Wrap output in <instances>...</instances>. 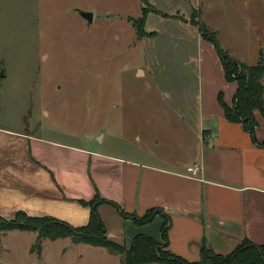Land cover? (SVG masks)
Here are the masks:
<instances>
[{
  "label": "rangeland",
  "instance_id": "1",
  "mask_svg": "<svg viewBox=\"0 0 264 264\" xmlns=\"http://www.w3.org/2000/svg\"><path fill=\"white\" fill-rule=\"evenodd\" d=\"M146 4L167 16L151 9L138 36L131 19ZM192 20L223 49L264 59V0H0V129L186 166L198 151L199 88L219 72ZM8 146L22 156V139L0 133ZM36 238L1 231L0 264H121L70 237L43 238L37 252Z\"/></svg>",
  "mask_w": 264,
  "mask_h": 264
},
{
  "label": "crops",
  "instance_id": "2",
  "mask_svg": "<svg viewBox=\"0 0 264 264\" xmlns=\"http://www.w3.org/2000/svg\"><path fill=\"white\" fill-rule=\"evenodd\" d=\"M207 48L219 72L210 86L199 88L200 136L191 163L172 168L1 128L2 135L20 137L24 149L17 156L16 149L0 147V216L22 210L81 226L90 208L77 199L90 200L97 193L122 210L106 202L96 208L107 236L126 246L136 234L159 239L161 214L142 225L122 214L142 216L152 208L170 218L168 249L188 261L199 260L203 244L223 254L244 238L264 244V146L255 144L241 123L225 118L217 95L221 92L231 105L237 85L225 80L212 44ZM257 121L255 137L262 142L264 124ZM192 164L199 166L195 175L187 171Z\"/></svg>",
  "mask_w": 264,
  "mask_h": 264
},
{
  "label": "trees",
  "instance_id": "3",
  "mask_svg": "<svg viewBox=\"0 0 264 264\" xmlns=\"http://www.w3.org/2000/svg\"><path fill=\"white\" fill-rule=\"evenodd\" d=\"M151 9L157 14L167 16L148 4L143 6L141 16L131 19L138 36L146 34L144 20ZM193 25L197 26L201 37L208 40L214 47L225 80L235 82L237 85L231 105L225 103L221 92L217 95L225 118L231 122L241 123L250 134L251 140L259 146H264V141L258 142L255 137V128L258 125L255 113L259 112L264 119V59L259 57L254 64L239 61L220 46L214 32L201 22L194 21ZM77 201L90 208L89 220L84 225L73 226L52 216H33L19 210L11 219L0 216V232L11 229L36 231L37 238L32 247L36 248L37 252L40 251L43 238L70 237L74 242L103 247L111 253L121 255V264H149L154 261L159 264H264V244H254L246 238L225 254L216 252L203 244L200 248L199 260L194 262L172 253L168 249L170 218L156 208L147 210L142 216L134 213L122 212V214L130 217L138 225L148 223L156 214H161L164 222L160 228L158 240L144 234H136L128 246L117 243L107 236V231L96 208L102 202L110 203L117 209L120 207L114 202L100 198L97 193L90 200L77 199Z\"/></svg>",
  "mask_w": 264,
  "mask_h": 264
},
{
  "label": "built area",
  "instance_id": "4",
  "mask_svg": "<svg viewBox=\"0 0 264 264\" xmlns=\"http://www.w3.org/2000/svg\"><path fill=\"white\" fill-rule=\"evenodd\" d=\"M198 170H199V166L197 164H192L187 167V171H189L193 175H195L198 172Z\"/></svg>",
  "mask_w": 264,
  "mask_h": 264
},
{
  "label": "water",
  "instance_id": "5",
  "mask_svg": "<svg viewBox=\"0 0 264 264\" xmlns=\"http://www.w3.org/2000/svg\"><path fill=\"white\" fill-rule=\"evenodd\" d=\"M81 15L90 23L92 21V14L90 12H81ZM140 72V70H139ZM3 75V72H0V76Z\"/></svg>",
  "mask_w": 264,
  "mask_h": 264
}]
</instances>
